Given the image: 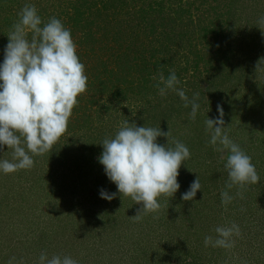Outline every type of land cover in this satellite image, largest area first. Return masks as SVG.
<instances>
[{"label":"rangeland","instance_id":"1","mask_svg":"<svg viewBox=\"0 0 264 264\" xmlns=\"http://www.w3.org/2000/svg\"><path fill=\"white\" fill-rule=\"evenodd\" d=\"M16 2L6 3L4 7L14 10L26 3L34 4L38 12L47 14L42 18L44 22L56 17L68 26L76 17L75 9L93 20L94 42L91 44L95 45L97 53L87 62L95 67L100 66V61L106 63L107 75L102 77L107 76V81L102 90L95 92L97 83L92 86L88 77L87 89L79 104L84 105L85 101L92 104L85 111L93 114L86 119L87 123L78 119L79 113H72L68 121L71 125L56 142L60 143L58 149L54 147L53 153L48 151L33 156L34 164L29 169L8 174L0 172V264H8L11 257L17 258L18 264H35L38 261L32 257L35 252L30 251L28 258L22 252L27 250L26 244L37 249L31 239L34 237L35 241L42 232L52 233V237H56L57 232L61 239L81 237L84 252L77 255L74 249L71 253L74 257L81 256L84 264H264V71L256 70L260 60L264 63V0ZM1 20L2 16L0 25L3 24ZM4 37L5 28L0 26V43L4 45L0 61L7 44ZM76 45L77 49L82 46ZM199 53L205 60L209 58L210 63L204 66L200 61L199 72L192 71ZM122 54L129 59L126 79L131 83L124 82L117 88L114 77L118 76L111 78L110 70H121L120 74L127 72V64L125 68L118 65L117 57ZM173 64L175 71L177 67L181 73L178 76L179 71H176L180 81L178 87L189 97L199 93L200 109L195 120L189 117L190 106L185 108L175 92L169 91L161 97L154 86L161 74L166 78L161 66L167 65L165 70L169 73L174 70ZM85 74L89 76L86 71ZM218 105L223 110L229 136L251 156L260 176V183L246 185L242 198L236 197L227 206H222L220 192L228 180L223 168L228 153L216 151L208 143L210 132L205 125L207 117H217ZM105 106L108 110L94 113L95 109ZM75 109L83 108L77 105ZM125 119L137 126L169 130L170 146L173 140H178L189 148L192 157L190 155L179 169L185 185L178 193L181 196L186 187L199 178L201 191H197V199L189 201L193 203L192 212L196 218L192 228L187 229L183 224L181 230L175 225L177 221L168 229L155 228L156 224H151L161 215L175 217V220L180 217L173 212L177 192L172 197L162 195L160 209L143 215L139 221L130 217L142 206L130 197L126 200L132 202L127 204L125 200L100 198V189L110 193L117 190L98 162L102 152L98 143L114 136ZM157 142L166 144L167 138L158 137ZM195 155L199 157L193 158ZM11 157L12 150L5 146L0 151V159L11 160ZM41 183L48 193L50 191L46 199L51 198L49 203L54 207L43 212L36 204V192ZM30 188H33L31 192ZM236 191L233 187L230 194L235 195ZM32 194L34 196L29 197ZM119 195L117 192L116 196ZM72 211H76V215L71 214ZM203 211L206 220L199 218ZM222 218L226 224L235 222L240 226L242 234L235 239V247L211 250L200 245L199 240L204 243L205 236L215 235L214 229L223 223L219 220ZM94 221L97 225L92 226ZM114 221L119 227L111 225ZM57 223H66V227L62 229ZM179 232L184 243L172 244V237L166 234ZM24 239L26 244H23ZM163 241L173 245L165 254L155 250ZM66 245L69 250L72 248L70 243ZM176 245L185 248L181 251Z\"/></svg>","mask_w":264,"mask_h":264},{"label":"clouds","instance_id":"2","mask_svg":"<svg viewBox=\"0 0 264 264\" xmlns=\"http://www.w3.org/2000/svg\"><path fill=\"white\" fill-rule=\"evenodd\" d=\"M7 37L0 61V151L7 146L12 157L0 159V172L4 174L31 168L33 156L51 150L67 131L72 110L78 105L77 97L86 91L88 80L70 29L56 17L44 22L34 4L23 6ZM260 61L256 70L264 71V63ZM179 84L175 70H170L167 78L161 74L154 86L161 97L169 91L175 92L185 108L190 106L189 117L195 120L200 109L199 93L189 97ZM217 113L215 118L207 117L205 125L210 132L208 143L214 150L228 153L223 162L228 180L220 192L221 204L227 206L236 197L242 198L246 185L260 183V176L251 156L229 136L219 105ZM169 135V130L164 132L160 127L122 121L114 136L98 143L102 146L98 162L117 190L110 193L100 189V198L111 201L117 192L130 197L142 206L130 217L137 221L158 211L159 198L172 197L180 188L179 168L191 155L189 148L178 140H173L170 146ZM158 137H166L167 143H158ZM233 187L237 189L235 195L230 194ZM198 190L201 191V183L196 177L181 199L193 200ZM214 233L205 236V246L225 250L233 249L235 239L242 234L235 222L217 226ZM8 264L18 262L11 257ZM38 264L78 262L70 256L49 257L41 252Z\"/></svg>","mask_w":264,"mask_h":264},{"label":"trees","instance_id":"3","mask_svg":"<svg viewBox=\"0 0 264 264\" xmlns=\"http://www.w3.org/2000/svg\"><path fill=\"white\" fill-rule=\"evenodd\" d=\"M17 1V2H16ZM19 1L20 0H0V16H2V20L1 22L3 24H1L0 26H3L5 28V37H4V43L5 42H8V34L11 30V27L12 25L18 20V13L20 12V10L23 8V7H15L14 10H9L11 9L12 7H4V5L6 3H13V2H16L19 4ZM94 5V4H93ZM75 14H76V17L73 18L71 21H70V24L68 26L64 24V26L68 29H70L71 31V35L73 38H76V40L74 42L76 43H79L81 44L82 46L81 47H78V49L76 50L77 51V55L79 56V59L80 61L84 64L85 66V71L88 73L89 76L87 77H90L91 78V83H92V86H94L96 83L97 85L94 87V90L95 92H97L98 90H102V88H104L105 84H106V81H107V76L105 77H102L103 74H106L107 75V64L106 63H103L102 61L99 62L100 66L99 67H95V66H92V65H89L87 60L91 58V56H93L94 54L96 55L97 53V50L95 48V45L94 44H91L92 42H94V27L95 26V22L93 20H89L88 18H85L84 16H82V13L81 11H79L78 9H75L74 10ZM39 15L41 16V18H44L45 16L47 17V14L46 15H42L43 13L41 12H38ZM85 15V14H84ZM178 17V15L176 16ZM3 29V28H2ZM79 29V30H78ZM78 30V31H77ZM77 31V33L75 32ZM104 36H107V32L103 31L102 33ZM31 37V34H29V38ZM83 41V42H79V41ZM3 42V41H2ZM91 44V45H90ZM3 46L1 43H0V50L2 51L3 50ZM96 52V53H95ZM2 53V52H1ZM97 59V58H96ZM201 59V60H200ZM117 60H119V63L118 65L121 66L122 68H125L126 67V64L128 65V61L129 59L128 58H124V54L122 55H118L117 57ZM144 61V59H142ZM200 61H203V65L206 66V64H209L210 63V59L207 58L206 60L204 59V57L202 55H200V53L198 54V57H197V60L194 62V64L192 65V71H195L196 69L200 70L201 68V65H200ZM157 66H159L158 63H156ZM155 64V65H156ZM165 64H168V63H165ZM174 65V64H173ZM161 66V65H160ZM170 66V65H169ZM156 68V67H155ZM162 70H164V72L166 73V78L167 76L169 75V73H167L168 71L165 70V69H168L167 65H162L161 66ZM129 65L128 67L126 68L127 72L126 73H123V74H120L119 71L121 70H115V69H112L110 70L112 73L111 74V78H113L114 76H118V77H114V78H117V82H118V86L117 88L119 87V84H122L124 82H126V84H129L131 83L130 81H127L126 79V76L128 74V70H129ZM93 70V71H91ZM174 70H175V65H174ZM180 69L176 67V71H179ZM90 71V72H89ZM114 71V72H113ZM175 71V72H176ZM185 72V71H184ZM93 73V74H91ZM119 74V75H117ZM126 74V75H125ZM200 74V73H199ZM178 76L181 75L180 71L179 73H177ZM113 78V79H114ZM120 78H122V80H120ZM98 84H100V86H98ZM83 95L84 94H81L77 97V100H78V105L83 108V109H80V111H78V109H75L73 110L72 113H79V117L78 119L81 120V121H84V120H89L90 117L92 116L93 113H89V112H86L85 110H89L90 109V106L92 104L88 103L87 101H85V103H83L84 105H81L79 104V101H81L83 99ZM87 108V109H86ZM104 111V110H108L107 106L103 107L102 108H99V109H95L94 113L95 112H100V111ZM86 120V122H87ZM85 123V122H84ZM88 123V122H87ZM71 123L68 122V126H70ZM85 125V124H84ZM83 125H79V127L81 128ZM238 130L240 131V129L238 128ZM59 145L60 143H56L52 146L51 150L48 152V153H53L52 150H54L53 148L55 147L56 149L59 148ZM51 156V155H49ZM53 156V155H52ZM192 157V155H191ZM196 157H199V155H195L193 158H196ZM186 164L185 161L184 163L181 164V167L179 169H181L183 167V165ZM61 165V164H60ZM178 182L180 184V187L185 185V181L183 180V175L181 176H178ZM26 180H28V174H27V178ZM64 184V183H63ZM13 187V186H12ZM190 185H188L186 187V191L189 189ZM180 189V188H179ZM178 189V191H179ZM31 190H33V188H30V192ZM19 191V190H18ZM17 190H15L14 192L18 194H20L21 192H23V189L22 191H19L18 192ZM36 191V190H35ZM34 191V192H35ZM53 191V190H51ZM57 191V190H56ZM55 191V192H56ZM177 191V197H176V200L175 203H176V208H175V213H179L180 217H177V220H175V217L172 218V217H162V215L157 218V219H153L151 221V224L154 226L156 224V226H154L155 228H164V229H168L169 226H171L175 221H177L178 223H175L176 227H179L183 228V224H185V227L187 229H190L192 228L193 226H195V217L193 216V212H192V208H193V203L192 202H189V201H184L181 199V196L179 195ZM10 192V191H9ZM182 192V191H181ZM48 194H50V191L48 193V190L46 189V186L43 185L41 183V186H39V188L37 189V192H36V195H37V199H38V202L36 204H38L39 206H41V211L43 212L46 208H49V209H53V205H50V199H46L48 198ZM54 191H53V195H54ZM59 193L56 192V195H58ZM31 196H34L33 194L32 195H29V197ZM197 196H198V193H196V196L194 197L195 199H197ZM55 197V195L53 196V198ZM128 196H123V195H119V196H116L114 199L116 200H119L120 202L121 201H124L126 202H129L131 203L132 201L131 200H126ZM193 198V199H194ZM46 199V201H44ZM29 202H31L29 199H28ZM20 202V201H19ZM128 203V204H129ZM0 204H1V201H0ZM64 205V204H63ZM62 205V206H63ZM34 206V205H33ZM32 206V207H33ZM67 207V206H66ZM39 208V207H38ZM134 208V207H133ZM60 210V209H59ZM76 211H72L71 214L73 215H76L75 214ZM106 213H108V211H106ZM206 213L203 211L202 212V217H199L200 220L201 219H204L206 220L205 218V215ZM150 218V217H149ZM219 220H223L222 219H219ZM219 220L217 222H219ZM120 221V220H118ZM111 222V221H110ZM75 223V222H74ZM94 223V225L92 226H95L97 225L96 224V221L92 222ZM121 223V221H120ZM116 224V225H114ZM118 223H116V221H114V223H112L111 225L113 226H117L119 227V225H117ZM122 224V223H121ZM222 224H226L224 223V220H223V223L220 222L219 226H221ZM57 226H60L62 229L63 227L65 228L66 227V223H62V225H59V223L56 224ZM108 225L109 223L105 226L106 228H108ZM74 231V230H73ZM85 231V230H84ZM92 231V230H91ZM60 232V230H59ZM93 232V231H92ZM92 232L89 231L90 233V236H93L92 235ZM180 232L179 233H174V234H171V233H168L166 234V236L168 235L171 236V240L173 241L172 244H174L175 242L178 241V243H184L182 240H181V237H180ZM52 233L48 234V233H45V232H42L39 234V237L33 241V239H31V241L35 244V246L37 245V249H35V247H30L28 246V244H26V240L24 241L23 244H26L27 245V250L23 251L22 254L25 255L26 258H28L29 256H31V252H35L36 254L34 256H32L33 258L36 257L37 259L39 258L41 252H46L48 254V256L50 254H54V255H60V256H70L72 257L73 259H75L78 264H84V261L81 258V256H77V257H74L73 254L71 253V251H73L75 249V253L74 254H82L81 252H84L83 250V240L81 237L78 236V240L76 237H71L70 238H65V239H61V238H58L57 237V232H56V237H52ZM77 240V241H76ZM97 241V240H96ZM70 243V245H69ZM120 242H118L119 244ZM68 244L70 247H72L70 250L69 248L67 247ZM98 244V243H97ZM199 244L200 245H205L202 241L199 240ZM179 246V247H178ZM26 247V246H24ZM173 247V245H169L168 242L166 241H163L162 243H160L158 245V247L155 249L157 250L158 252H161L162 254H165L167 251H169L171 248ZM176 247H178V250H181L183 251L184 250V245H176ZM207 247V246H205ZM76 248H78V250H76ZM208 248H211V250H215L217 249L216 247H211V246H208ZM223 249V248H221ZM37 252H36V251ZM192 251V250H191ZM190 251V252H191ZM161 254V255H162ZM94 255V253H93ZM22 256V255H21ZM9 257V256H8ZM79 257V258H78ZM91 257V256H90ZM126 259H124L125 261ZM16 261H18V259L16 258ZM19 262V261H18ZM34 262V260H33ZM31 264V263H29ZM35 264H38V261L36 262L35 261ZM208 264V262H207Z\"/></svg>","mask_w":264,"mask_h":264}]
</instances>
